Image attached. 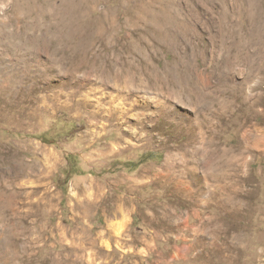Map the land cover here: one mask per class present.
I'll return each mask as SVG.
<instances>
[{"label": "rangeland", "instance_id": "rangeland-1", "mask_svg": "<svg viewBox=\"0 0 264 264\" xmlns=\"http://www.w3.org/2000/svg\"><path fill=\"white\" fill-rule=\"evenodd\" d=\"M0 264H264V0H0Z\"/></svg>", "mask_w": 264, "mask_h": 264}, {"label": "bare ground", "instance_id": "bare-ground-1", "mask_svg": "<svg viewBox=\"0 0 264 264\" xmlns=\"http://www.w3.org/2000/svg\"><path fill=\"white\" fill-rule=\"evenodd\" d=\"M186 146L187 145H183L181 148L183 149V150H187L186 149ZM42 150H43V152H46V153H49V154H51V155H53L54 156V151L53 150H49V149H47V148H41ZM115 151V150H114ZM193 152V151H192ZM193 153H198V151H195V152H193ZM26 167V166H25ZM165 168H163V170H159V174H162V173H166V171H168V175H170V173H169V171H171V169H173V163H172V156H168L167 157V159H166V164H165V166H164ZM164 175V174H163ZM18 176H20V175H18ZM165 177V176H164ZM168 177V176H167ZM138 178V177H137ZM167 179V178H166ZM101 186V188H103V185H100ZM100 188V187H99ZM124 205H120L119 207H120V209H122V207H123Z\"/></svg>", "mask_w": 264, "mask_h": 264}]
</instances>
